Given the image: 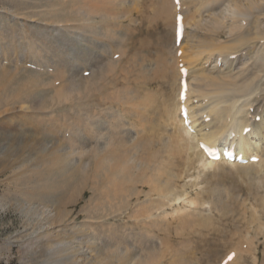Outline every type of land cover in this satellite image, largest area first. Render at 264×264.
Returning a JSON list of instances; mask_svg holds the SVG:
<instances>
[{
  "label": "rangeland",
  "instance_id": "rangeland-1",
  "mask_svg": "<svg viewBox=\"0 0 264 264\" xmlns=\"http://www.w3.org/2000/svg\"><path fill=\"white\" fill-rule=\"evenodd\" d=\"M113 1L110 0L107 3L105 0H77V2L76 0H0V264H222L242 243H244V245L242 244L244 247L241 249L246 248L247 253L244 250L246 254L240 252L244 258L241 264H255L256 261L257 264H264V184L262 182L254 183V180L247 178L246 174L243 175L241 171H235L229 167L218 168L214 171L215 173L210 171L209 174L197 170L187 172L184 171L178 150L173 151V149L174 155L171 156L177 160L169 157L172 151L167 153L170 150H166L167 145L169 146L167 148L172 149L173 146L175 149L177 148L170 141L173 140L170 139L173 138L172 131H169L171 129L167 128L164 123L166 122L164 109L167 104H170V101H173L179 87L177 84L171 83L173 81L171 68L175 65V49L178 46L173 27L171 30L167 27L169 24L166 17L169 9L167 1ZM116 1L117 3H115ZM97 2L98 4H96ZM91 4L94 5V10L98 11H91L93 10ZM171 4L175 8L174 22L177 23V17L181 10L175 0H171ZM86 8L87 10L91 9L89 10L90 16L88 15L89 11H84ZM109 9L111 14L108 13ZM191 10L194 11V8ZM167 32L171 34L166 37ZM201 35L202 39L208 38L205 35L204 37L203 33ZM79 37L81 38L79 39ZM254 56L249 62L251 69L253 64L259 62ZM111 61L113 64L110 63ZM103 67H105V71ZM123 68L124 71H122ZM100 69L102 71H99ZM93 70L96 72L93 73ZM108 71L112 73H108ZM143 72L148 75L146 76ZM91 73H93L92 77H90ZM92 78L93 81H91ZM164 79L166 80L164 81ZM78 86H80V91ZM139 86H143V88ZM121 87L124 88V91L126 89L127 98L129 95L132 98L138 95L137 101L146 99L142 98L144 96H141V93L144 95L147 93V97L151 98L150 100L153 102L151 108L154 105L155 107L149 108L151 111L146 110L145 116L148 122L144 120V116L140 117L136 113H133L134 115L131 113V115L126 110L127 106L132 104H125L128 100L124 98L126 95ZM138 88L141 90L139 91ZM132 90L134 94H131ZM110 91L111 94H109ZM150 94L151 96H149ZM106 96L109 103L105 99ZM117 96L120 103H115L117 99L114 100V98ZM140 98L142 99L139 100ZM124 99L125 102H123ZM161 100H164V103H160ZM107 103L108 107L113 103L110 108L120 113L108 110ZM115 104L121 106L118 107ZM136 104L138 105V103ZM104 107L108 110V120ZM156 108L157 112L154 110ZM103 112H105V116H103ZM109 114L110 116L111 114L120 116L119 118H117L118 116L110 118ZM163 116L164 119H162ZM82 119H84V123L86 121L87 126L81 124ZM115 119L117 120L114 121ZM92 121L97 123V130L100 129L98 135L102 129H107L106 127L110 123L119 122V124H114V127H120L116 128L119 136L115 134L120 138L116 139V145L121 147V149L119 146L117 148L120 152L118 150L116 156L113 155L115 158L112 157L111 164H108L104 170H100L101 175L96 172V159L91 161L94 165L90 164L89 168L84 166L87 162L90 163L93 158V155L87 152L88 148L90 150L92 148L91 133L88 129ZM141 122L144 123L143 127ZM80 125L83 128L82 133H80L82 130ZM139 125L143 128L142 132H148H145L146 135L143 134L144 132H138L142 133L144 138L139 135V140L135 141L136 134L132 132L134 137L131 138L128 133L131 131L129 129L136 131L140 128ZM156 131H160V133L157 132V134ZM124 132L126 136L123 134ZM75 133L80 134V139ZM107 138L109 140V137H106V141ZM123 139L129 140V142ZM88 140L90 141L88 142ZM155 140L157 141L155 142ZM166 141H168L167 144ZM124 143L127 145L125 146ZM129 143L135 145L132 146ZM116 145L115 147H117ZM129 145L134 148L129 147L132 152L128 149ZM154 147L156 148L153 149ZM126 149L127 151H125ZM144 152L150 153L146 155ZM131 153H133L132 157L135 153L136 159L134 157L133 159L137 161L145 159L146 156L151 157L154 161L157 160L155 162L161 165L169 161V165L165 163L162 167L179 176L178 178L174 176L176 186L172 192L173 198L179 197V194L188 199L201 196V199L199 198L200 205L191 210L197 211L199 208L198 212L203 216L211 217L212 225L195 230L190 237H187L190 234L189 230L180 234L177 228L180 227L181 221L178 216H174V210L179 206L183 209L193 206L188 207L183 202L177 204L175 201L172 204V201L169 203L172 204L171 207L166 205L155 212L157 225L147 223V226L144 221L146 217L139 218L135 214L136 204L146 202L145 194H142L141 200L138 201V193L143 189L146 193L150 190L149 186H146L147 184L144 185L147 178H141L145 166L140 169L141 174L138 172L139 169H129L132 173L115 170V167L123 162L119 156L126 155V158H130ZM160 153L166 161H162ZM154 154L155 156H152ZM176 154L180 156L177 158ZM156 155H159V158ZM160 160L163 163H159ZM173 160L175 161L172 162ZM77 161H81L78 162L80 164L83 163L82 168L76 165ZM129 163V165L132 164V162ZM175 163L178 164V167L175 166ZM147 173V175H151V172ZM137 175L141 176L139 180ZM201 176L204 177V181L201 180ZM106 178H110V180L108 179L110 184L104 181ZM162 178L165 179V176L161 175L160 179L163 180ZM129 180L133 183H130ZM117 186L119 189L125 188L124 191L118 190ZM92 187L96 189L97 193ZM202 187H205L204 190L201 189ZM224 189L225 191H223ZM126 190L131 191L129 193ZM156 196L158 197L154 194L153 198L156 199ZM217 201L221 204H217ZM217 207L224 211L218 210ZM256 212L258 215L255 214ZM259 215L262 216L258 218L262 220L259 221L261 224L256 218L260 217ZM55 217L58 218L54 219ZM255 221L256 224H254ZM134 232H138V235ZM143 233L145 234L143 235ZM78 236L80 238H77ZM247 236L252 241L255 239L252 242L253 245ZM141 237H143L142 240ZM187 248L189 249L187 250ZM198 252L204 253L205 261L198 262L201 257V255H197ZM249 253L254 254L249 255ZM236 254L238 255L234 257L241 256L239 253ZM191 257L196 259L193 261ZM80 259L83 261H78Z\"/></svg>",
  "mask_w": 264,
  "mask_h": 264
},
{
  "label": "bare ground",
  "instance_id": "bare-ground-1",
  "mask_svg": "<svg viewBox=\"0 0 264 264\" xmlns=\"http://www.w3.org/2000/svg\"><path fill=\"white\" fill-rule=\"evenodd\" d=\"M107 3H109L108 0ZM167 1V5H168V12L166 14V17L168 18V28L171 30V28L173 27V31H174V36L177 37V23L174 22V17H175V8L173 7V5L171 4V0H166ZM77 2V0H76ZM100 2V1H99ZM112 2H114L112 0ZM110 2V3H112ZM124 2V1H123ZM130 2V1H129ZM106 3V2H105ZM117 3V1L115 2ZM98 4V2L96 3ZM178 4V8L181 10L180 14L182 17L184 16V19H182V22L185 26V31H184V37L182 42L180 43V45L178 47H176L175 49V57H174V61H175V65L173 66L172 64H170L171 66H173L171 68V71L173 70V81H171V83L177 84L178 87V92L176 93L177 95H175L173 93V95H175L173 101H170V104H167L165 110V120L167 128L169 127L172 131V137L170 139L171 142H173V144L175 145V147L177 149L173 148H167L169 147L167 145H165L166 150L170 149L167 153H169L170 151H175L178 150V153H180L181 155V160L184 166V171L187 172H191L192 170H197L199 172H204L209 174L210 171H216V169L218 170V168H226L229 167L232 170L234 169L235 171H241L244 174H246L247 178H249L250 180H254V183H259L262 182L264 184V0H179ZM76 5V4H75ZM101 5V4H100ZM112 5V4H111ZM126 5V4H125ZM130 5V4H129ZM166 5V4H165ZM85 6V5H84ZM94 6V5H93ZM91 4V7H93ZM105 6V4H104ZM116 6V5H115ZM96 7V5H95ZM102 7V6H101ZM90 8V7H89ZM84 10V11H89L91 9ZM97 8V7H96ZM104 8V7H103ZM107 9V6L105 7ZM113 8V7H112ZM192 8H194V11L191 10ZM95 8L93 7V10L91 11H98V10H94ZM100 9V8H98ZM81 10V9H79ZM102 10V9H101ZM114 11V9H112ZM78 11V10H77ZM107 11V10H106ZM83 12V11H82ZM101 12V11H100ZM105 12V11H104ZM110 9L108 10V13H110ZM118 12V11H117ZM121 12V11H120ZM88 13V12H86ZM85 13V14H86ZM111 14V13H110ZM113 14V12H112ZM80 15V14H79ZM83 15V14H82ZM89 16L90 11H89ZM97 15V14H96ZM94 16V15H93ZM106 16V15H105ZM117 16V15H116ZM114 16V17H116ZM123 16V15H122ZM119 17V16H117ZM108 18V17H107ZM112 18V16H111ZM124 18V17H122ZM90 19V18H89ZM106 19V18H105ZM88 21V20H87ZM91 21V20H89ZM119 21V18H118ZM91 24V23H89ZM255 24V27H254ZM51 27L54 25H50ZM82 27V26H81ZM91 27V26H90ZM60 29V28H59ZM140 29V28H139ZM101 30V29H100ZM190 30V31H189ZM95 32V31H94ZM172 32V31H171ZM100 33V32H99ZM203 36H208V38L206 37L205 39H202V34ZM96 34V33H95ZM171 34V33H169ZM168 32L166 33V37L169 35ZM74 35V34H73ZM71 35V36H73ZM82 36V35H81ZM86 36V35H85ZM83 36V37H85ZM88 36V35H87ZM204 36V37H205ZM81 37H79L80 39ZM87 38V37H85ZM83 38L84 40H87ZM118 39V38H117ZM116 39V40H117ZM90 41V39H89ZM82 41L80 40V43ZM84 42V41H83ZM85 43V42H84ZM83 44V43H82ZM94 44V43H93ZM85 45V44H84ZM87 46V45H86ZM175 48V47H174ZM2 49V48H1ZM177 53V55H176ZM3 54V53H2ZM129 55V54H128ZM255 55V56H254ZM252 56L256 57V59L260 62L255 63L252 65V69L251 66H249V62L252 60ZM128 57V56H126ZM164 57V56H163ZM2 59V58H1ZM5 60V58H4ZM30 60V59H29ZM114 60V59H113ZM158 62V61H157ZM173 62V60H172ZM28 63V62H27ZM112 63V61L110 62ZM123 63V62H122ZM113 64V63H112ZM119 64V63H118ZM252 64V63H251ZM168 65V67L170 66ZM163 66V65H162ZM117 67V66H116ZM114 67V68H116ZM109 68H111V66H109ZM165 68V67H164ZM170 68V67H169ZM92 69V68H91ZM104 71L106 70L105 67H103ZM108 69V67H107ZM112 69V68H111ZM151 69V68H150ZM183 69V70H182ZM116 70V69H115ZM99 71H102L101 69ZM112 71V70H111ZM124 71V68L123 70ZM136 71V70H135ZM255 71V72H254ZM257 71V73H256ZM96 72L93 70V73ZM114 72V70H113ZM141 72V71H140ZM252 72V73H250ZM91 76L92 77V74ZM108 73H112L110 71H108ZM107 73V74H108ZM138 75L139 73L136 72ZM144 73V72H143ZM146 73V71H145ZM144 73V74H145ZM103 74V73H101ZM127 74V73H126ZM169 74V73H168ZM263 74V75H262ZM96 75V74H95ZM97 75H99L97 73ZM106 75V74H105ZM135 75V74H134ZM146 75V74H145ZM148 75V74H147ZM146 75V76H147ZM166 75V74H165ZM94 76V75H93ZM136 76V75H135ZM134 76V79H135ZM144 76V75H143ZM106 77V76H105ZM138 77V76H137ZM155 77V76H154ZM95 78V77H93ZM93 78L91 81H93ZM118 79V78H117ZM120 79V78H119ZM141 79V78H140ZM157 79V78H156ZM170 79V78H169ZM166 79H164L165 81ZM168 80V79H167ZM186 81L187 87L185 92L183 93V87H182V81ZM119 81V80H118ZM129 81V80H128ZM135 81H137L135 79ZM162 81V80H161ZM110 82V81H109ZM108 82V83H109ZM163 82V81H162ZM169 82V81H168ZM127 83V82H126ZM131 83V82H130ZM167 83V82H165ZM164 83V84H165ZM170 83V82H169ZM89 84V82H88ZM118 84V83H117ZM144 84V83H142ZM163 84V83H162ZM114 85V84H113ZM90 86V85H88ZM127 86V85H126ZM124 86V87H126ZM167 86V85H166ZM171 87V85H169ZM79 87V91H80V86ZM116 87V86H115ZM128 87V86H127ZM126 87V88H127ZM130 87V86H129ZM141 87V86H139ZM164 87V86H163ZM176 87V88H177ZM89 88V87H88ZM131 88V87H130ZM143 88V86L141 87ZM174 88V87H173ZM76 89V88H75ZM119 89V88H118ZM121 89H123L122 91H124V88L121 87ZM129 89V88H128ZM127 89V90H128ZM136 89V87H135ZM134 89V90H135ZM172 89V87H171ZM73 90V88H72ZM117 90V88H116ZM138 90L140 91L141 89L138 88ZM147 90V89H145ZM152 90V89H151ZM159 90V89H158ZM164 90V88H163ZM75 91V90H74ZM126 91V89H125ZM124 91V92H125ZM136 91V90H135ZM138 91V92H139ZM162 91V90H161ZM160 91V92H161ZM171 91V90H170ZM102 92V91H101ZM115 93V91H113ZM112 92V93H113ZM118 92V91H117ZM120 92V90H119ZM133 92V90H132ZM131 94H134V92ZM137 92V91H136ZM145 92V91H143ZM147 92V91H146ZM155 92V91H154ZM164 92V91H163ZM166 92V91H165ZM164 92V93H165ZM172 92V91H171ZM113 93V94H114ZM123 93V92H122ZM128 93V92H127ZM140 93V92H139ZM83 94V91H82ZM108 94V92H107ZM105 94V95H107ZM111 94V91L110 93ZM108 94V95H109ZM118 94V93H117ZM138 94V93H137ZM147 94V93H146ZM144 95L141 93V96L143 95L144 97L142 98H146V99H142L140 98L139 100L141 101H137L138 95H132L135 96L134 98L130 97L127 98V94L125 92L124 95H126V97L124 96V98L128 100V102H126L125 104H132L130 106H127L128 108L126 109L130 114L132 113H136V115L138 114L140 117H145L144 120L147 121L146 119V110L147 109H153L155 107L151 108V105L153 104V102H151V98L147 97V95ZM163 94V93H162ZM167 94V93H166ZM115 95V94H114ZM172 95V94H171ZM83 96V95H82ZM92 96V95H91ZM119 96V95H118ZM118 96L117 99L115 100V103H120L118 101ZM151 96V94L149 95ZM158 96V95H157ZM169 96V95H168ZM182 96L184 98V100L182 99ZM64 97V96H63ZM68 97V95H67ZM79 97V96H78ZM116 97V96H113ZM122 97V96H120ZM162 97V96H161ZM166 97V96H165ZM170 97V96H169ZM173 97V96H172ZM108 97L106 96V100L108 102ZM110 98V95H109ZM112 98V97H111ZM153 98V95H152ZM157 98V97H156ZM78 99V98H77ZM102 99V98H101ZM104 99V98H103ZM123 99V98H122ZM124 99L123 102H125L126 100ZM160 99V98H157ZM167 99V98H166ZM170 99V98H168ZM167 99V100H168ZM171 100V99H170ZM93 101V100H91ZM105 101V100H104ZM113 100L111 99V102ZM153 101V100H152ZM164 100H161L160 103H164ZM166 101V100H165ZM110 102V101H109ZM108 102V103H109ZM122 102V101H121ZM140 102V104H139ZM155 102V101H154ZM106 104V107H108ZM134 103V104H133ZM138 103V105L136 104ZM102 105V103H100ZM105 104V103H104ZM113 104V103H112ZM110 104L112 107L113 105ZM122 105H124V103H121ZM95 105V104H94ZM116 105V104H115ZM120 104L116 105L119 107ZM121 106V105H120ZM153 106V105H152ZM159 106V105H158ZM161 106V105H160ZM163 106V105H162ZM110 107H108V110H112ZM184 107L186 109V113H187V123L188 125H186V121L182 119V112H181V108ZM99 108V107H98ZM105 108V107H104ZM103 108V110H104ZM122 108V107H121ZM107 108H105L106 110ZM149 109V110H150ZM101 109V111H103ZM106 110V114L107 111ZM117 110V109H116ZM156 110L155 112H157V108L154 109ZM99 111V112H101ZM109 111V112H110ZM114 111V110H112ZM124 111V108H123ZM151 111V110H150ZM105 112L103 116H105ZM114 113H118L114 111ZM120 113V112H119ZM118 113V114H119ZM113 114V112H112ZM111 114V116H113ZM128 114V113H127ZM131 114V115H132ZM150 114V113H149ZM157 114V113H156ZM91 115V114H90ZM96 115H98L96 113ZM134 115V114H133ZM154 115V114H153ZM164 115V114H163ZM108 114L106 115V119L108 120ZM110 116V114H109ZM110 116V118H111ZM116 116V115H115ZM113 116L114 118H119L120 115H117L116 117ZM128 116V115H127ZM151 116V115H149ZM148 116V117H149ZM84 117V116H83ZM96 117V116H95ZM133 116H131L132 118ZM109 118V119H110ZM113 118V119H114ZM129 118V117H127ZM135 118V116H134ZM155 119V117H152ZM259 118V121H258ZM89 119V118H88ZM121 119V118H120ZM124 119V118H123ZM130 119V118H129ZM133 119V118H132ZM151 119V118H150ZM161 119V118H159ZM158 119V120H159ZM164 119V116L163 118ZM84 119L81 120V124H85L83 122ZM91 120V119H90ZM97 120V119H95ZM103 120V119H102ZM117 119H115L114 121H116ZM119 120V119H118ZM122 120V119H121ZM135 120V119H134ZM133 120V122H135ZM98 121V120H97ZM96 121V122H97ZM112 121V120H111ZM139 121V120H138ZM136 121V122H138ZM162 121V120H160ZM159 121V122H160ZM90 122V121H89ZM120 122V120H119ZM118 123H108L109 126L107 125V129H102V132L98 135L99 130H97V123L95 124L92 121V124L90 125L88 123V125H90V127H88L89 133H91V141L88 140V142H91V150L88 148V146H86L87 152H90L93 155L92 160H90V163H86L84 166L87 168L90 167V164H93V159H96L97 164V173L100 174V170H104L106 168V166L108 164H111L113 162L112 157L113 155L116 156L117 151L120 147V145H116V139L119 138L117 136V131L116 128L118 127H114V124H119ZM130 122V121H129ZM143 122V120H142ZM141 122V123H142ZM148 122V121H147ZM152 122V119H151ZM150 122V123H151ZM79 123V122H77ZM76 123V124H77ZM91 123V122H90ZM126 123V121H125ZM131 123V122H130ZM138 123V124H141ZM155 123V122H154ZM132 124V123H131ZM137 124V125H138ZM156 124V123H155ZM160 124V123H159ZM105 125V124H104ZM144 123H142V127H143ZM150 125V124H149ZM147 125V126H149ZM163 125V124H162ZM165 125V124H164ZM85 126H87V124H85ZM129 126V125H126ZM132 126V125H131ZM140 128L136 129V131H132V129L128 134H130V137L133 138L134 136L132 135V132L136 134V136L134 137L135 141L139 140L138 136L141 135L143 132L141 131V129L143 130V128L141 127V125H139ZM157 126V125H156ZM159 126V125H158ZM78 127V126H77ZM99 127V126H98ZM101 127V125H100ZM134 127V126H132ZM138 127V126H136ZM160 127V126H159ZM79 128V127H78ZM80 128L82 130H80L82 133L83 132V128L80 125ZM86 128V127H85ZM120 128V127H118ZM131 128V127H130ZM150 128V127H148ZM87 129V128H86ZM87 129V131H88ZM140 129V130H139ZM145 129V128H144ZM153 129V128H152ZM156 129V128H155ZM165 129V128H164ZM78 130V129H77ZM104 130V131H103ZM127 130V129H126ZM139 130V131H137ZM149 130V129H148ZM160 130V128H159ZM122 131V130H120ZM142 132V133H138V132ZM165 131V130H164ZM79 133V131H77ZM128 132V131H126ZM146 132V131H145ZM143 133L144 135H146V133ZM150 132V131H149ZM158 131H156L157 133ZM78 133H75L79 139L81 136L78 135ZM86 133V132H84ZM88 133V132H87ZM88 133V134H89ZM119 133V132H118ZM151 133H154L151 131ZM150 133V135H151ZM160 133V131L158 132ZM157 133V134H158ZM117 136H116V135ZM121 134V132H120ZM124 135L126 134L125 132L123 133ZM142 134V135H143ZM164 134V132H163ZM169 134V133H168ZM166 134V136L168 135ZM141 135L142 138H144ZM149 135V134H148ZM147 135V137H148ZM162 135V134H161ZM171 135V134H170ZM126 136V135H125ZM160 136V135H159ZM164 136V135H162ZM169 136V135H168ZM89 137V136H88ZM106 137H109V140L107 138V141L105 140ZM155 137V136H153ZM75 138V137H74ZM123 138V137H122ZM126 138V137H125ZM151 138V137H150ZM120 139V138H119ZM161 139V138H160ZM163 139V138H162ZM165 139V138H164ZM84 140V139H83ZM126 141V139H123ZM143 140V139H141ZM140 140V141H141ZM158 140V138H157ZM155 140V142L157 141ZM167 140V139H166ZM124 141V142H125ZM129 142V140H127ZM126 141V142H127ZM133 142V140H131ZM134 141V142H135ZM160 141V140H159ZM165 141V140H164ZM85 142H86V137H85ZM118 142V141H117ZM162 143V141H160ZM170 142V143H171ZM83 143V142H82ZM81 143V144H82ZM93 143V146H92ZM123 143V142H122ZM138 143V142H137ZM148 143V142H147ZM145 143V144H147ZM168 143V141H166V144ZM172 146V144H170ZM132 144V143H129ZM142 144V143H140ZM144 144V143H143ZM155 144V143H154ZM163 144V143H162ZM115 145L117 147H115ZM122 145V144H121ZM124 145L126 146L127 144L124 143ZM135 144H132V146ZM153 145V143H152ZM84 146V145H83ZM119 146V147H118ZM124 146V147H125ZM131 145L128 146V149ZM130 147L132 149H134L133 147ZM148 146V144H147ZM201 146H204L206 150H208L211 154L215 153V152H219L221 155H223L225 153V151L231 152L234 151L236 153H238L239 155H242L244 159H246L248 161L247 164H229L226 163L224 160H220V161H212V160H208L203 151L201 150ZM149 147V146H148ZM160 147V145H159ZM85 148V147H84ZM144 148V147H143ZM151 148V147H150ZM156 147H154L153 149H155ZM163 148V147H162ZM159 148V149H162ZM121 149V147H120ZM122 149H124L122 147ZM141 149V148H140ZM145 149V148H144ZM84 150V149H83ZM130 150V149H129ZM128 150V151H129ZM157 150V149H156ZM165 150V149H164ZM163 150V152H165ZM127 151V149L125 150ZM138 151V150H137ZM136 151V154H137ZM143 151V150H142ZM146 151V150H145ZM171 153V155H169V157H171L172 155H174L173 152ZM78 152V151H77ZM85 152V151H84ZM106 152V153H105ZM120 152V150H119ZM130 152H132L130 150ZM135 152V151H134ZM140 152V151H139ZM138 152V153H139ZM160 152V150H159ZM104 153V154H102ZM125 153V152H124ZM127 153V152H126ZM125 153V154H126ZM146 154V152H144ZM150 153V152H149ZM148 153V154H149ZM152 153V152H151ZM157 153V151H156ZM58 154V153H55ZM78 154V153H77ZM85 154V153H84ZM87 154V153H86ZM131 153V157L130 158H126L125 156H119V159H122V163L119 164L118 166L115 167V170L120 171V172H126L129 171L131 172L129 169H139L138 172H140L141 168L143 169V167L145 168L143 171L144 173L141 174V176L139 175V177L143 178L146 177L147 180L144 182L146 186H149V192L146 193V191L140 190V192L138 193V201L141 200V195L145 194L146 196V202L145 203H138L135 206V214L139 217V218H145L144 220L147 224H154L157 225L158 222H156L155 220V212L160 210L161 208H164L166 205H170L169 203L172 202V204L175 202L180 203L183 202L186 205L189 206H193L191 208H188L190 210H188L187 208H181L179 205L178 209L174 210V216H178L179 220L181 221L180 227L177 228V231L181 234L184 231L186 232V230H189L187 232H189L190 234L187 237L192 236L191 233H194L195 230L197 229H202L204 227H209L211 226V217L207 218V216H203L200 212H198L196 210H191L192 208H194L195 206H199L201 203V200H199V198L201 196H198L199 198H193V199H188V198H184L182 196H180L177 198H173L172 196V192L175 185V177H179L177 176V174L175 175L174 173H171V171H167L164 167H162V165H164L165 163L167 165L168 162H164L166 161L165 159L162 158V154L160 153L159 155L161 156V158L163 159L162 162L161 160L159 161V163H163L158 164L155 161L157 160H153L151 159V157L149 158L148 156H146L145 159L142 158L141 156V160L138 159L134 160L133 157L135 155H133L132 157ZM142 154V153H140ZM146 154V155H148ZM153 154V153H152ZM129 155V152H128ZM159 155L157 156L159 158ZM177 155V154H176ZM175 155V156H176ZM179 154L177 155L180 156ZM52 156L54 157V155L52 154ZM76 156V155H75ZM81 156L84 157V155L81 154ZM140 156V155H139ZM152 156H155L152 155ZM73 157V156H72ZM89 157V155H88ZM138 157V156H137ZM145 157V155L143 156ZM149 159H148V158ZM252 157H255L257 159L256 162L252 163L249 162L250 159ZM55 158V157H54ZM57 158V157H56ZM115 158V157H113ZM135 158V157H134ZM166 158V157H165ZM173 158V157H171ZM170 158V159H171ZM175 158V157H174ZM173 158V159H174ZM58 159V158H57ZM89 159V158H88ZM134 161H133V160ZM136 159V158H135ZM156 159V158H154ZM168 159V160H170ZM176 159V158H175ZM80 160V159H78ZM177 160V159H176ZM175 160H173L172 162H174ZM74 162V161H73ZM76 162V161H75ZM81 161H77L76 165L79 168H82V164L83 163H78ZM83 162V161H82ZM132 162L131 165H129ZM177 162V161H176ZM56 164V163H55ZM173 164V163H172ZM170 164V165H172ZM51 165V164H49ZM59 165V164H57ZM94 165V164H93ZM52 166V165H51ZM56 166V165H55ZM130 166V167H129ZM175 166L178 167V164L175 163ZM54 167V166H52ZM59 168V167H58ZM108 168V167H107ZM168 168V167H167ZM171 168V167H170ZM168 168V169H170ZM110 169V167H109ZM108 169V171H109ZM112 169V168H111ZM173 169V168H171ZM176 169V168H175ZM178 169V168H177ZM181 169V168H179ZM77 170V169H76ZM182 170V169H181ZM180 170V171H181ZM75 171V170H74ZM106 171V170H105ZM136 171V170H135ZM142 171V172H143ZM151 172V175H147V172ZM179 171V172H180ZM237 171V173H239ZM76 172V171H75ZM138 172L136 171V173L138 174ZM225 172V171H224ZM231 172V171H230ZM96 173V174H97ZM132 173V172H131ZM177 173V172H176ZM183 173V172H181ZM198 173V172H197ZM203 173V174H204ZM211 173V172H210ZM215 173V172H214ZM108 174V172H107ZM180 174V173H179ZM202 174V173H201ZM200 174V175H201ZM207 174V175H208ZM241 174V173H240ZM73 175V174H72ZM101 175V174H100ZM99 175V176H100ZM134 175V173H133ZM136 175V174H135ZM161 175L165 176V179L162 178L163 180L160 179ZM215 175V174H213ZM221 175V174H220ZM98 176V174L96 175ZM104 176V175H103ZM111 176V175H110ZM114 176V175H113ZM149 176V177H147ZM175 176V177H174ZM105 177V176H104ZM103 177V178H104ZM122 178V176H120ZM119 177V178H120ZM132 177V176H131ZM138 177V175L136 176ZM138 177V180H139ZM199 177V176H198ZM197 177V178H198ZM222 177V176H221ZM111 178V177H110ZM110 178H108L110 180ZM113 178V177H112ZM120 178V179H121ZM201 180L204 178H202V176L200 177ZM212 178V177H211ZM220 178V177H219ZM107 179V178H106ZM104 180L106 182H109L108 179ZM194 179V178H193ZM208 179V178H207ZM223 179V178H222ZM225 179V178H224ZM96 181V179H94ZM116 180V179H115ZM123 180V178H122ZM124 182L126 179H124ZM196 180V178L194 179ZM206 180V179H205ZM216 180V179H215ZM132 181V178H131ZM133 181H134V177H133ZM136 181V178H135ZM204 181V179H203ZM126 182V181H125ZM130 182V180H129ZM140 182H142V180H140ZM226 182V181H225ZM95 183V182H94ZM128 183V182H127ZM133 183V182H130ZM261 183V184H262ZM110 184V182H109ZM129 184V183H128ZM127 184V186H128ZM97 185V184H96ZM142 183V186H144ZM221 185V184H220ZM95 186V185H94ZM141 186V185H140ZM217 186V185H216ZM129 187V186H128ZM218 188H220L219 186H217ZM93 188V187H92ZM91 188V189H92ZM118 188V186H117ZM121 188V187H120ZM123 188V186H122ZM205 188V187H204ZM204 188L202 187L201 189L204 190ZM217 188V189H218ZM90 189V190H91ZM94 189V188H93ZM125 189V188H124ZM124 189H119L118 190H122L124 191ZM200 189V190H201ZM223 189V188H222ZM254 189V188H253ZM264 189V187H263ZM96 191V189H94ZM185 190V189H184ZM219 190V189H218ZM261 190V188H260ZM92 191V190H91ZM131 191V190H129ZM126 190V192H129ZM136 191V190H135ZM217 191V190H216ZM225 191V189L223 190ZM95 193V192H94ZM97 193V191H96ZM95 193V195H96ZM130 193V192H129ZM189 193V192H188ZM196 193V192H195ZM201 193V192H200ZM216 193V192H215ZM213 193V194H215ZM220 193V191H219ZM218 193V194H219ZM118 194V193H117ZM122 194V193H121ZM120 194V195H121ZM158 195V197L155 199L153 198V196ZM191 194V193H190ZM204 194V193H203ZM221 194V193H220ZM119 195V194H118ZM117 195V197H118ZM193 195V194H192ZM216 195V194H215ZM226 195V194H225ZM99 196V195H98ZM97 196V197H98ZM177 196V195H175ZM187 196V195H186ZM211 196V195H210ZM214 196V195H212ZM218 196V195H217ZM221 196V195H220ZM93 197V196H92ZM129 197V195H128ZM189 197V196H188ZM99 198V197H98ZM123 198V197H122ZM219 198V196H218ZM222 198V197H221ZM131 199V198H130ZM201 199V198H200ZM220 199V198H219ZM93 200V199H92ZM95 200V199H94ZM117 200V199H116ZM216 200V198H215ZM124 201V200H123ZM122 201V202H123ZM200 201V202H199ZM220 201L222 202V200L220 199ZM257 201V200H256ZM113 202V200H112ZM120 202V199H119ZM132 202V201H131ZM216 202V201H214ZM218 202V201H217ZM224 202V200H223ZM229 202V201H228ZM220 202H218L217 204H219ZM122 204V203H121ZM129 204V203H128ZM172 204L169 206L171 207ZM211 204V203H210ZM221 204V203H220ZM224 204V203H223ZM226 204V203H225ZM229 204V203H228ZM263 204H264V198H263ZM115 205H117L115 203ZM130 205V204H129ZM203 205V204H202ZM215 205V204H214ZM245 205V204H244ZM174 206V205H173ZM206 206V205H204ZM203 206V207H204ZM217 206V205H215ZM221 206V205H220ZM122 207V206H121ZM129 207V206H128ZM131 207V206H130ZM168 207V206H167ZM186 207V206H185ZM202 207V208H203ZM231 206L229 205V208ZM115 208V206H114ZM120 208V207H119ZM124 208V207H123ZM218 208V207H217ZM220 208V207H219ZM218 208V210H220ZM226 208V207H225ZM169 209V208H168ZM195 209V208H194ZM201 209V206H200ZM264 209V208H263ZM126 210V209H124ZM215 210V209H214ZM222 210V209H221ZM220 210V211H221ZM257 210V209H256ZM120 211V210H119ZM128 211V210H126ZM216 211V210H215ZM224 211V210H222ZM258 211V210H257ZM59 212V211H58ZM231 212V211H230ZM57 213V212H56ZM203 213V211H202ZM222 213V212H220ZM232 213V212H231ZM236 213V212H235ZM234 213V214H235ZM130 214V212H129ZM167 214V212H166ZM227 214V213H226ZM244 214V213H243ZM257 214V212L255 213ZM55 215V213H54ZM57 215V214H56ZM172 215V214H171ZM245 215V214H244ZM258 215V214H257ZM256 215V216H257ZM135 216V215H134ZM238 216V215H237ZM250 216V215H249ZM253 216V215H251ZM255 216V217H256ZM260 217H256L258 222L261 219L262 216L259 215ZM52 217V216H51ZM248 217V216H247ZM254 217V216H253ZM50 218V217H49ZM58 218V217H57ZM56 217L54 219H57ZM157 218V217H156ZM160 218V217H159ZM91 219V218H90ZM93 219V218H92ZM134 219V218H133ZM136 219V218H135ZM158 219V218H157ZM176 219V218H175ZM225 219V218H224ZM234 219V218H233ZM255 219V218H253ZM130 220V218H129ZM138 220V219H136ZM168 220V219H167ZM256 220V219H255ZM256 220V221H257ZM128 221V220H127ZM133 221V220H132ZM179 221V222H180ZM221 221V220H220ZM254 222V224H256L257 222ZM262 221V220H261ZM260 221V222H261ZM129 222V221H128ZM138 222V221H137ZM140 222V221H139ZM259 222V223H260ZM129 224V223H128ZM237 224V223H236ZM261 224V223H260ZM139 225V224H138ZM229 225V224H228ZM125 226V225H124ZM140 226V225H139ZM148 226V224H147ZM261 226V225H260ZM55 227V226H54ZM138 227V226H137ZM152 227V226H150ZM259 227V226H258ZM79 228V227H78ZM129 228V227H128ZM141 228V226H140ZM48 229V228H47ZM55 229V228H54ZM81 229V228H80ZM85 229V228H83ZM143 229V228H142ZM140 229V231L142 230ZM154 229V228H153ZM240 229V228H238ZM257 229V228H256ZM262 229V228H261ZM131 230V229H130ZM47 231V230H46ZM149 231V230H148ZM147 231V232H148ZM154 231V230H153ZM142 232V231H141ZM145 232V231H144ZM152 232V231H151ZM177 232V233H178ZM184 232V233H185ZM260 232V231H259ZM50 233V232H49ZM57 233V232H56ZM136 233V232H134ZM138 233V232H137ZM136 233V234H137ZM146 233V232H145ZM143 233V235L145 234ZM149 233V232H148ZM176 233V234H177ZM261 233H263L261 231ZM43 234V233H42ZM47 234V233H46ZM45 234V235H46ZM80 234V233H79ZM82 234V233H81ZM164 234V233H163ZM44 235V236H45ZM135 235V234H134ZM138 235V234H137ZM148 235V234H147ZM179 235V234H178ZM227 235V234H226ZM242 235V233H241ZM260 235V234H259ZM258 235V236H259ZM82 236V235H79ZM77 238H80V237ZM129 236V235H128ZM141 236V235H140ZM210 236V235H209ZM250 236V235H249ZM247 236L249 242L253 245V241L255 239H253V241L250 239V237ZM52 237V236H51ZM136 237V236H135ZM147 237V236H146ZM145 237V238H146ZM57 238V237H56ZM76 238V240H78ZM94 238V237H93ZM154 238V237H153ZM156 238V237H155ZM245 238V239H247ZM258 238V237H257ZM137 239V238H136ZM140 239V237H139ZM143 239V237H141V240ZM152 239V238H151ZM190 239V238H189ZM94 241V239H91ZM134 240V238H133ZM156 240V239H155ZM244 240V238H243ZM245 240V241H248ZM50 241V240H49ZM137 241V240H136ZM242 241V240H241ZM194 242V241H193ZM67 243V242H66ZM82 243V242H81ZM241 243V242H240ZM69 244V243H67ZM90 244V243H89ZM239 244V243H238ZM244 245V243H242ZM241 244V246H237V248H235L230 257L225 260L222 264H241L242 260L244 259L242 254H240V252H244L246 250L245 249H241V247H244ZM245 244L247 245V242H245ZM249 244V245H251ZM75 245V244H74ZM245 245V246H246ZM68 246V245H67ZM66 246V247H67ZM196 246V245H195ZM182 247V246H181ZM193 247V245H192ZM247 247V246H246ZM64 248V247H63ZM72 248V247H71ZM191 248V247H190ZM79 249V248H77ZM189 248H187L188 250ZM257 249V248H256ZM52 250V249H51ZM66 250V249H65ZM162 250V249H161ZM181 250V249H180ZM193 250V249H192ZM244 250V251H243ZM70 251V250H69ZM160 251V250H159ZM190 252V251H189ZM241 252V253H242ZM247 253V251H245ZM243 254H246V253ZM83 253V252H82ZM81 253V254H82ZM89 253V252H88ZM236 253H239L241 256L240 257H234L235 255H238ZM258 253V252H257ZM254 254V253H251ZM249 253V255H251ZM84 255V254H83ZM88 255V254H86ZM197 255H201V257L198 259V262H203L206 260L204 253H200L198 252ZM248 255V254H247ZM78 256V255H77ZM80 256V254H79ZM76 258V257H75ZM127 258V257H126ZM256 258V257H255ZM72 259V258H71ZM88 259V258H86ZM191 259L194 261L196 258L191 257ZM61 260V259H60ZM89 260V259H88ZM126 260V259H125ZM258 260V259H257ZM78 261H83V260H78ZM85 261V260H84ZM152 261V260H151ZM65 262V261H64ZM67 262V261H66ZM95 262V261H94ZM100 262V261H98ZM126 262V261H125ZM124 262V263H125ZM157 262V261H156ZM179 262V261H178ZM176 262V263H178ZM86 263V262H85ZM69 264V263H68ZM77 264V263H75ZM95 264V263H94ZM103 264V263H101ZM257 264V261L256 263Z\"/></svg>",
  "mask_w": 264,
  "mask_h": 264
},
{
  "label": "snow or ice",
  "instance_id": "snow-or-ice-1",
  "mask_svg": "<svg viewBox=\"0 0 264 264\" xmlns=\"http://www.w3.org/2000/svg\"><path fill=\"white\" fill-rule=\"evenodd\" d=\"M177 3H179V0H177ZM182 18L178 17V21L181 20ZM183 70V69H182Z\"/></svg>",
  "mask_w": 264,
  "mask_h": 264
}]
</instances>
